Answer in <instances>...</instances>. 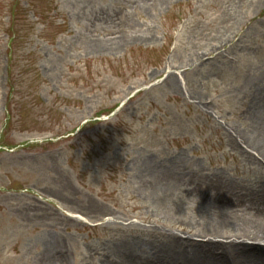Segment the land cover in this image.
Returning <instances> with one entry per match:
<instances>
[{
  "label": "rangeland",
  "instance_id": "rangeland-1",
  "mask_svg": "<svg viewBox=\"0 0 264 264\" xmlns=\"http://www.w3.org/2000/svg\"><path fill=\"white\" fill-rule=\"evenodd\" d=\"M263 148L264 0H0V264H264Z\"/></svg>",
  "mask_w": 264,
  "mask_h": 264
},
{
  "label": "bare ground",
  "instance_id": "bare-ground-1",
  "mask_svg": "<svg viewBox=\"0 0 264 264\" xmlns=\"http://www.w3.org/2000/svg\"><path fill=\"white\" fill-rule=\"evenodd\" d=\"M264 149V148H263ZM262 156V158L264 159V154L263 155H261ZM79 219H82L81 217H79ZM260 238H262V239H264V233L263 234H261V237ZM183 246V243L182 244H180L179 246H173V248H179V247H182ZM245 252H247V249H246V251ZM257 252H259L261 255L258 257V258H262V260H264V250L263 249H259ZM222 261H221V263L222 264H232V262H231V260L227 257V258H223V259H221Z\"/></svg>",
  "mask_w": 264,
  "mask_h": 264
}]
</instances>
